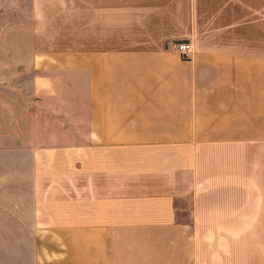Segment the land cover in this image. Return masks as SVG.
I'll return each instance as SVG.
<instances>
[{"label":"crops","instance_id":"crops-1","mask_svg":"<svg viewBox=\"0 0 264 264\" xmlns=\"http://www.w3.org/2000/svg\"><path fill=\"white\" fill-rule=\"evenodd\" d=\"M0 35L34 54L0 120L5 257L264 264V0H0Z\"/></svg>","mask_w":264,"mask_h":264},{"label":"rangeland","instance_id":"rangeland-1","mask_svg":"<svg viewBox=\"0 0 264 264\" xmlns=\"http://www.w3.org/2000/svg\"><path fill=\"white\" fill-rule=\"evenodd\" d=\"M33 57V47H0V120L5 125L15 116L23 119L22 115L34 103ZM6 251L8 248L0 244V264H16L13 258L5 257Z\"/></svg>","mask_w":264,"mask_h":264},{"label":"built area","instance_id":"built-area-1","mask_svg":"<svg viewBox=\"0 0 264 264\" xmlns=\"http://www.w3.org/2000/svg\"><path fill=\"white\" fill-rule=\"evenodd\" d=\"M168 47L187 59L191 58L194 51V46L189 40L172 41L168 44Z\"/></svg>","mask_w":264,"mask_h":264}]
</instances>
